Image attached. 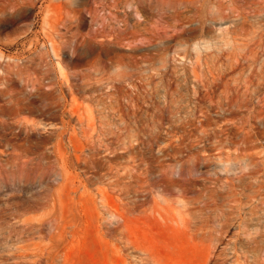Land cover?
<instances>
[{
    "label": "rangeland",
    "instance_id": "1",
    "mask_svg": "<svg viewBox=\"0 0 264 264\" xmlns=\"http://www.w3.org/2000/svg\"><path fill=\"white\" fill-rule=\"evenodd\" d=\"M0 264H264V0H0Z\"/></svg>",
    "mask_w": 264,
    "mask_h": 264
},
{
    "label": "bare ground",
    "instance_id": "2",
    "mask_svg": "<svg viewBox=\"0 0 264 264\" xmlns=\"http://www.w3.org/2000/svg\"><path fill=\"white\" fill-rule=\"evenodd\" d=\"M252 173V172H251ZM258 189V188H257Z\"/></svg>",
    "mask_w": 264,
    "mask_h": 264
}]
</instances>
